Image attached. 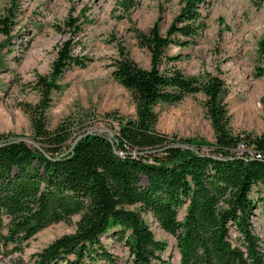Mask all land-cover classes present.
Wrapping results in <instances>:
<instances>
[{
	"label": "trees",
	"instance_id": "16d2710c",
	"mask_svg": "<svg viewBox=\"0 0 264 264\" xmlns=\"http://www.w3.org/2000/svg\"><path fill=\"white\" fill-rule=\"evenodd\" d=\"M251 1L256 8L264 5ZM205 4L182 0L164 36L153 25L137 37L148 52V69L117 47L111 77L129 92L134 117L99 116L116 123L110 135L83 136L88 130L69 117L53 129L46 126L44 113L51 92L59 89L57 80L85 60L70 53L67 41L58 47L49 74L30 85L37 101L20 105L33 145L0 134V255L20 253L39 231L77 216L74 231L35 253L32 264H114L101 241L105 235L122 243L130 264L162 263L165 245L154 239L145 220L150 217L174 239L179 264H264L251 224L256 202L264 201V128L257 136L232 134L223 81L212 74L185 77L168 66L174 58L164 53L169 45L194 42L204 28ZM0 25L7 34L8 20ZM66 26L73 33L78 29L71 19ZM258 50L264 54V43ZM195 94L203 96L212 142L156 130L153 107Z\"/></svg>",
	"mask_w": 264,
	"mask_h": 264
},
{
	"label": "rangeland",
	"instance_id": "374dc122",
	"mask_svg": "<svg viewBox=\"0 0 264 264\" xmlns=\"http://www.w3.org/2000/svg\"><path fill=\"white\" fill-rule=\"evenodd\" d=\"M182 0H0V20H8L7 34L0 32V134L30 139L23 103L33 104L30 90L36 76H46L58 47L69 42L71 54L85 58L82 68L70 67L57 80L45 110L48 129L69 117L84 130H116V123L99 121L108 113L131 119L134 105L128 91L111 77L112 61L121 46L140 68L148 69L149 55L137 37L156 25L164 36L181 8ZM204 28L187 47L169 45L164 53L174 58L185 77L217 75L224 83V104L232 134L259 135L264 128V5L251 0H204ZM71 19L78 29H68ZM2 26L0 25V28ZM262 73V76H258ZM156 130L180 139L201 138L212 142L209 120L201 94L187 95L174 105L153 107ZM256 196L253 195V198ZM182 207L177 214L181 220ZM77 216L36 233L17 254L0 255V264H32L33 255L54 239L71 234ZM145 220L155 240L164 243L162 263L179 264L174 239L162 232L150 217ZM264 253V201L256 202L251 218ZM114 264H130L122 243L101 238Z\"/></svg>",
	"mask_w": 264,
	"mask_h": 264
},
{
	"label": "water",
	"instance_id": "95a60500",
	"mask_svg": "<svg viewBox=\"0 0 264 264\" xmlns=\"http://www.w3.org/2000/svg\"><path fill=\"white\" fill-rule=\"evenodd\" d=\"M91 131L92 130H89V131H87L83 136H87V135H89L90 133H91ZM98 131H101V130H98ZM109 133V132H108ZM109 135H110V133H109ZM82 136H79V137H77L75 140H74V143L76 142V140H78L79 138H81ZM17 141H23V142H25V143H27V144H31V145H33V143L29 140V139H24V138H19V139H16ZM73 143V144H74ZM182 147H184V146H182ZM185 148V147H184Z\"/></svg>",
	"mask_w": 264,
	"mask_h": 264
},
{
	"label": "built area",
	"instance_id": "2783aa9c",
	"mask_svg": "<svg viewBox=\"0 0 264 264\" xmlns=\"http://www.w3.org/2000/svg\"><path fill=\"white\" fill-rule=\"evenodd\" d=\"M238 151L239 152H242V151H244V146L242 145V144H238Z\"/></svg>",
	"mask_w": 264,
	"mask_h": 264
}]
</instances>
